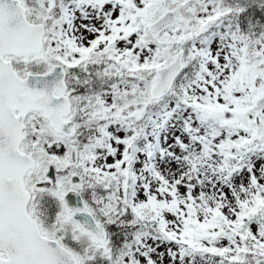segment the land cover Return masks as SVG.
<instances>
[{
	"label": "snow or ice",
	"instance_id": "snow-or-ice-1",
	"mask_svg": "<svg viewBox=\"0 0 264 264\" xmlns=\"http://www.w3.org/2000/svg\"><path fill=\"white\" fill-rule=\"evenodd\" d=\"M0 264H264V0H0Z\"/></svg>",
	"mask_w": 264,
	"mask_h": 264
}]
</instances>
